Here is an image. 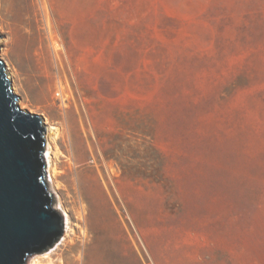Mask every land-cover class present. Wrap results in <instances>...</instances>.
I'll use <instances>...</instances> for the list:
<instances>
[{"label": "rangeland", "instance_id": "1", "mask_svg": "<svg viewBox=\"0 0 264 264\" xmlns=\"http://www.w3.org/2000/svg\"><path fill=\"white\" fill-rule=\"evenodd\" d=\"M55 1L49 28L40 0H0L19 104L65 132L64 230L28 264H264V0ZM97 168L108 210L83 237L70 182Z\"/></svg>", "mask_w": 264, "mask_h": 264}, {"label": "water", "instance_id": "2", "mask_svg": "<svg viewBox=\"0 0 264 264\" xmlns=\"http://www.w3.org/2000/svg\"><path fill=\"white\" fill-rule=\"evenodd\" d=\"M12 85L0 55V264H28L58 242L64 219L47 183L48 125L20 106Z\"/></svg>", "mask_w": 264, "mask_h": 264}, {"label": "bare ground", "instance_id": "3", "mask_svg": "<svg viewBox=\"0 0 264 264\" xmlns=\"http://www.w3.org/2000/svg\"><path fill=\"white\" fill-rule=\"evenodd\" d=\"M40 3H41V6H43V9L47 13V16H48L47 19H48L49 28H50V21L57 20L55 18L57 14V8L55 5L56 1L55 0H40ZM51 40H52L53 54L56 60L59 61L61 65H63L62 54L64 51L63 50L64 44L60 43L58 40L53 39V37H51ZM43 51L44 50H42V52ZM34 55H35L34 56L35 59L38 62L42 59V57L39 54H34ZM7 74L9 76L8 69H7ZM12 89L15 93L16 88L14 84L12 85ZM19 102L21 103V100ZM53 127L48 126L47 128L48 130V133H47L48 149H47L46 155L44 156L45 161L48 163L49 173H50V177L52 178V181H54V176L57 173H56L55 166H53L54 164H53V151L51 147V139H54L56 141V139L64 137V133H65L64 131H61V129H55ZM54 130L56 131L53 132ZM82 130H83L84 136L87 139L88 145L91 148L86 129H82ZM80 152L82 154V151ZM70 155H71L70 160L74 162V160H76V155L74 154V152H70ZM71 169H73V167H71ZM113 174L114 173H110V176H109L110 180L113 179L112 178ZM70 187H71L72 192H69V195L74 199L73 203H75L77 218L82 223L80 227L81 234L83 235V237H87L89 234V230H90L89 220H90L91 214L93 213V208L95 206H97L98 208V204H100L99 205L100 208L102 207L103 210L105 209V211L108 210L107 201L105 200V197L103 194V187H105L107 191L110 193L108 183L105 179V175L103 174V172L99 168H97L96 172L91 171L90 173H87L85 175L77 174L76 177H73L71 179ZM68 217H69L68 214L65 212L64 218L66 219V228H69V224H70ZM45 258H49V257L45 256ZM31 264H43V262L40 256H35L32 259Z\"/></svg>", "mask_w": 264, "mask_h": 264}, {"label": "crops", "instance_id": "4", "mask_svg": "<svg viewBox=\"0 0 264 264\" xmlns=\"http://www.w3.org/2000/svg\"><path fill=\"white\" fill-rule=\"evenodd\" d=\"M57 3H55V5H56Z\"/></svg>", "mask_w": 264, "mask_h": 264}]
</instances>
